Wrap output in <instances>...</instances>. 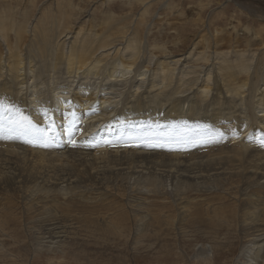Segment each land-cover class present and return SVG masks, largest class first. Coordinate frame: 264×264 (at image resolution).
<instances>
[{
	"label": "rangeland",
	"instance_id": "rangeland-1",
	"mask_svg": "<svg viewBox=\"0 0 264 264\" xmlns=\"http://www.w3.org/2000/svg\"><path fill=\"white\" fill-rule=\"evenodd\" d=\"M243 1L239 4L241 1L237 0H0V14L6 17L7 25V31L5 28L0 31V38L3 37L1 33H5L10 47L16 50L19 47L22 58L27 55L36 58L44 72L48 71V61L41 57L43 51L37 50L42 45V37L32 40L41 27L45 28L48 39L50 37L48 45L64 42V49L78 31L79 35L74 37L77 44L86 42L94 57L103 58L101 66L123 57L124 63L133 70L131 78L114 79V86L107 79L89 73L85 78L69 77L61 64L54 74L50 73V80L46 73L36 78L27 75L25 70L23 85L15 88L21 92L8 105H14L29 116V110L44 111L47 108L49 113L56 103L54 98L66 92L67 86L71 88L72 83L80 81L85 87L94 84L96 90L107 87L104 89L107 97L113 100L114 93H119L122 100L117 106V113L118 109L122 110L118 116L109 112L111 117L118 118L113 122L133 123L131 127L134 128L126 131L127 134L114 132L103 143L104 150L128 143L127 136H138L139 139L141 134L150 139L147 142L136 140L134 145L128 143L125 147L128 150L123 153L130 154L141 141L139 149L159 151L158 154L183 153L184 150L187 154L193 152L194 156L202 154L205 159V155L210 156L205 150L212 145L204 141V133L201 137L198 135L203 129L213 130V125L206 123H210V109L212 114L220 106L229 107L224 98H230V107L244 115L239 97L233 96V92H225L226 88L251 79L261 86L264 81V17L251 9L253 3L261 5V2ZM260 8L264 9V4ZM133 38L138 47L130 59L126 44ZM103 48L106 53L101 51ZM5 52V44H0V62L6 57ZM158 61L163 63L164 69L168 66L173 71H168L163 88H159V83L150 87L149 78ZM238 61L249 65L248 69L247 66L236 67ZM140 63L142 67L138 72L147 68L142 84L135 71ZM231 73L233 76L229 78ZM1 74L0 81H3ZM201 86L209 92L197 94V88ZM185 96L191 99L183 98L177 104L178 108L183 106L184 112L188 109L187 101L190 104L200 102L199 116L192 118L193 123L186 120L184 113H180V120L186 123L181 126L167 129L163 128L164 122L155 121L165 119V109L171 101ZM32 98L41 106L35 107L30 102ZM124 100L128 102L124 104ZM45 114L39 115L43 118ZM33 121V126L38 127V121ZM231 122L227 120V123ZM190 126L193 127L190 129ZM38 129L44 133L42 127ZM45 129L49 131L48 127ZM171 131L175 132L167 140ZM10 141L2 139L0 144H13ZM22 143L12 147L21 155L8 157L10 160L5 156L4 162L0 159V264H248L246 248L250 244L253 245L250 252L258 254L255 264H264V224L260 226L261 230L253 227L255 216L251 212L257 208L249 203L256 199L255 195L264 196V183H255L256 179L245 173V163L240 162L251 159L248 154L246 159L233 151L234 157L224 166H232L230 171L206 183L199 180L178 185L174 177L161 176V170H164L162 165L158 166L161 163L131 160L126 162L129 163L125 165L127 170H115V175L108 170L100 171L94 184L82 181L86 174L71 176V179L81 177L80 182H72L73 187L67 185L68 181L62 182L63 190L60 186L55 188L54 183L58 177L66 176L65 168H58L59 161L48 157L32 158L35 143H28L26 139ZM74 143L75 140L54 138L48 151L75 149L72 153L76 158L67 157V160L82 168L84 163L82 159L78 162V157H83L84 153L78 149L80 145ZM8 144L2 147L6 148ZM219 145L218 142L216 146ZM228 149L232 147L213 153L227 155ZM197 150L200 151L197 153ZM122 159L120 153L118 161ZM240 164L242 167H236ZM139 166L143 170L141 177L133 172L140 169ZM67 170L70 176L71 169L68 167ZM103 172H107L105 177L101 176ZM34 174L38 177H35L37 180L31 177L33 181L29 175ZM145 174L147 177L156 175L155 181L148 185ZM52 214L55 218L51 220ZM139 217L144 223L137 221ZM55 219L62 226L50 230ZM257 219L264 223V211ZM138 228L141 230L136 232ZM54 231H62V236L48 237ZM260 245L262 249L258 252Z\"/></svg>",
	"mask_w": 264,
	"mask_h": 264
},
{
	"label": "bare ground",
	"instance_id": "bare-ground-1",
	"mask_svg": "<svg viewBox=\"0 0 264 264\" xmlns=\"http://www.w3.org/2000/svg\"><path fill=\"white\" fill-rule=\"evenodd\" d=\"M237 1H241V2H238L239 4H242L244 2L243 0H237ZM259 1L261 2V5L264 4V0H259ZM253 4H254V6L251 9L255 12H259L261 14V16L264 17V15H263L264 11H262L264 9L260 8L261 5L259 3H253ZM256 15L259 16L258 13ZM5 20H6V17L2 16L0 14V31L1 30L3 31V29L5 27L7 28ZM6 28H5V30L7 31ZM22 30H23V28L21 29V32L23 34L24 31H22ZM44 32H45V28L44 29H43V27H41L40 29L38 28V31L33 36L32 40L36 41L42 37L41 38L42 45L40 47H37V46L36 47H37V50L40 49L41 51H43V52H41L40 55H41V57L43 56L46 59V62L48 61V66H46V68H48L47 73L42 70V67L37 65L36 58L31 59V56H29V55H27V57L23 56L24 58H22V53H20L19 47H17V50H16V48L13 49L12 47H10L9 41L7 42L6 41L7 39H5V37H4L6 34L1 33V34H3V37L0 38V44H3V43L5 44V48H6L7 52H5L6 57H4L3 59L1 57L2 60L0 62V72L2 73L1 75L4 78L3 81L2 80L0 81V103H4V104L8 105V104H11L12 101L14 102V99H17L16 96L21 92V90H19V89L15 90V88H16V86H22L23 85L24 80H25V78H24L25 70L28 72L27 75L30 74L36 78H39L40 76L42 77L44 75V73H46L45 75L49 76V80H50L51 79L50 73L54 74L56 72V68H59L57 66L59 64H61V66H62L61 68L64 69L66 75H68L69 77L85 78L86 75L89 73L92 75H96L98 78L107 79V82H109L110 85H112V86H114V84H113L114 79L115 80L116 79L121 80V79H127L130 76L132 77L131 74L133 73V70H132L131 66L124 63L123 57H120L117 60H115V59L111 60L110 63L101 66L100 62H101V60H103V58H98V56H97V58L94 57V55H92V53H90V51L88 50L86 42L80 41L81 43L77 44L78 41L74 37H77V35H79L78 31L75 33V36L72 39L73 41L71 40L72 42H70V43L68 42L66 44V47H65L66 49L65 48L63 49V47L65 45L64 42L57 43L55 45L54 44L52 45L50 43L49 44L50 46H49L48 43L50 41L49 40L50 37L48 39V35H46ZM105 37H106V35L103 36L104 39H105ZM20 38H21V34H20L18 39H20ZM100 38H102V37H100ZM1 39H4V40H1ZM99 41H101V40H99ZM99 45H102V44H99ZM101 47H100V49H101ZM135 47H138L136 40L134 38L129 39L127 41V44H126V48H128L130 50V53L128 55V57L130 56V59L132 58V55L134 54ZM47 50L49 52V58H48V55L46 53ZM97 50H98V48H97ZM93 51L97 52L96 50H93ZM93 51H91V52H93ZM101 51L104 53L107 52V51L105 52L104 48ZM33 52H35V51L33 50ZM105 55H107V54H105ZM240 62L241 61H238V63H236L237 64L236 67L245 68L247 66V69H248L249 65H245V63L243 65V62H241L242 64ZM165 64H166V62H165ZM166 66H167V64H166ZM140 67H142L141 63L138 65V67L136 66L135 71L137 73L136 76L138 77V80L140 81L139 83L142 84V83H144L145 77L147 76V73H146L147 68L138 72V69ZM233 67L234 66L232 65V68ZM168 71H172V70L170 68H168V66L164 69L163 63L158 61V64H157L155 70L153 71L151 77L149 78V81L151 82L150 87L157 86V84L159 83V84H161L159 88H163L162 83H164V80L167 79ZM232 72H233V70H232ZM172 73H173V71H172ZM69 74H72V75H69ZM232 76H233V74L231 73L229 78H231ZM20 78H22V79H20ZM133 79H135V78H133ZM102 81H104V80H102ZM71 86H72L71 88H69L67 86L66 92L57 96V98H54V102H56V103L53 102L54 105H52V107H53L52 112L47 113V108H45V109H43L44 111L29 110L31 113L30 116L28 115V113H25V114L22 113L24 116H27L28 118H32V120L29 119L32 122V124H34L33 119L38 121V122H36L38 124V127L37 126H34V127H36L37 129L39 127H42V129L44 131V133L42 132L44 134L42 136V138L39 139L37 143H35V146H34L35 149H32V151H31L32 154L35 155L32 158L38 159L39 157H48V158H51L53 161H59L58 162L59 163L58 168H63V167L65 168L64 171H66V176L58 177L55 182L53 181L55 183V188L60 186L59 188L62 189L63 188L62 187L63 185H61L62 182H67V181H68L67 185H69V187H73V185H71V183L74 181H75V183L80 182L81 177H79L77 179H75V178L71 179V176L78 177V175L84 176L85 174H86V177H82V181L83 182L87 181V182H90L91 184H94V182H96V180H98L100 177L99 176L100 171L108 170V173L110 172V174L115 175V170H120V171H123L124 169L127 170L125 165L129 164V163H126V162H129L131 160H136V161L144 160V161L153 162V163L154 162L155 163H161V164H158V166L162 165L164 168V170H161V172H162L161 176L164 175V176H168V177H174L175 183L178 185H184V184H186L185 182H191V181L197 182L199 180L202 183H206V181L211 180V179L212 180L216 179L219 176H221V174H225L226 171H230V168H232V166L231 167L230 166L224 167V166L227 163L228 159H232V157H234L233 151L235 153L239 152L240 154H242L245 157L248 154V157H250L251 159L244 160V161L240 162L241 164L245 163V165H243V169L246 170L245 173L254 177L256 179L255 183H259V182L264 183V81H262L261 86L259 84H257V82H255L253 79H251L250 82H246V83L242 82L241 84L234 85L231 88L229 85L228 89L226 88L225 92H227V93L233 92V96L237 94V96L239 97L237 99L240 101V104H242L244 106V115L241 112L237 114L236 112L239 110L234 108V107H230V102H228L230 98L229 99L224 98V101H225L224 103L228 104L229 107L228 106H220V107L214 109V111L212 113L213 116L211 114V109H210V111L208 113L210 123H208L209 122L208 119H207L208 122H206V123L208 125H210V124L213 125V127H212L213 130L211 132H209V130L203 129V131L198 135V137H201L204 133V141H206L207 144L210 143L212 145V148H209L205 144L207 146V148L205 147L206 148L205 151H208V153H210L209 157H206V155L203 154V155H205V159H203L202 154L200 156H194L193 152L191 154H187L186 152H184V150H183V153H161L160 152V154H158L157 152H159V151L153 152V150L139 149L142 142L150 139V137H145V138L142 137L141 134H140L139 139H141L142 142L141 141L138 142L137 146L135 147V149L133 148V150L130 152V154L123 153V151L128 150V149H125V147L128 146V143L134 145L139 140L138 136L137 137L136 136H127L126 137L125 136L126 137L125 139L127 140L128 143H125V144L124 143H122V144H116L115 143L116 145H114V149L109 150V148H105V150H104V144L103 143L107 142L108 139L112 137L114 132H117V133L125 132L126 133V131L132 130L134 128V127H131L133 125V123L132 124L125 123L124 125H122V124H119L120 122H118V123L113 122L114 120L117 121L118 118H113V117H111V114H109V112L113 111L112 113H114L116 116H118L120 111H122V110L118 109V113H117V106L120 103H122L121 96L119 95V93L118 94L114 93L115 97L112 100V97L106 96V92L104 89L107 87H104V88L102 87V89L97 88V90H96V86H94V84L90 87L89 86L85 87L84 84L80 81L76 82L75 84L72 83ZM115 88H116V86H115ZM197 89H198L196 91L197 94L201 93V92L202 93H208L209 92V90L203 86H201ZM107 91H108V89H107ZM231 95L232 94L230 93V96ZM1 96H3V97L1 98ZM109 96H111V95H109ZM119 96H120V98H118ZM237 96H235V97H237ZM183 98H187L189 100L191 99V97L185 96V97L177 98V99L171 101L170 104L167 105V107H168L167 110L165 109V112H167L165 119L163 120V118H162V120L157 119L155 121H157V122L159 121V123L164 122L165 126L163 128H167V129H169L170 127L172 128V127L181 126L183 123H186V122H182V120H180V113H184L186 120L188 122L193 123L192 118H194L197 115L199 116L198 104L200 102H198V103L194 102L195 104H190L189 103L190 101H187V103H188L187 108L188 109H187V111L184 112L182 105L179 107V108L182 107L181 110L177 107V104L181 103ZM19 100H20V98H19ZM30 102L34 103V106L35 105L41 106L40 102H37V103L34 102V98H32L30 100ZM127 102H128V100H124V104H126ZM213 102H214V100L211 102V104ZM109 107H111V109H109ZM115 108H116V110H114ZM136 108L137 107H135L134 109H136ZM130 111L131 110H129V112ZM43 112H45L46 114L43 118H41V116L39 114L42 115ZM52 116H53V118H52ZM58 116H59V118H58ZM123 116H126V115H123ZM239 116H241V117H239ZM55 117L57 118L56 121H54ZM135 117H137V116H135ZM236 117H238V119ZM235 119H237V121H235ZM227 120L232 121V122L227 123ZM67 125H71V127H69ZM196 125L199 126L198 124H196ZM47 127H48V129H50L49 131H47L45 129ZM96 127H98V129H96ZM184 127H186V126H184ZM192 127L193 126H190V129ZM208 129H210V128H208ZM178 130H180V129H178ZM155 132H154V134H156ZM174 132L175 131L169 132L170 136L167 140H170V138H172L171 133L173 134ZM161 133H163V132H161ZM58 135H59V137H58ZM178 136H180V135H178ZM54 138H56V139L60 138L61 140H64V139L75 140L74 144L80 145L78 149L83 150V151H81V153H84V154L81 155L83 157H80V156L78 157L79 158L78 162H80L82 159V163H84L82 168H77V166L73 162H71V164H69L70 162H69V160H67V157H68V159H69V157L76 158V156L74 157V155H73L74 153H72L75 151V149H69V150L64 149L62 151H55V152L50 151V150L48 151V149H51L52 140H54ZM86 138H88V139H86ZM2 139L11 140L10 142L13 143V144H11V143L8 144L6 142L3 143V144H8V145H6L7 146L6 148L2 147L3 146L2 143H1L2 146L0 144V146H1L0 147V159L2 161L5 158V156H7V160H10V158H8V157L12 158L14 156L18 157L19 155H21L20 152L13 151L12 147L15 146L14 144L17 145L18 143H21V145H22L23 144L22 141L25 138L15 136L12 133L7 132V131H0V140H2ZM218 142L220 143V145L217 147L216 144ZM88 144H90L91 146H87ZM18 145H20V144H18ZM106 146L107 145H105V147ZM166 146H167V144H166ZM9 147H10V150H9ZM65 147H67V146L65 145ZM228 147H232V149L231 150L228 149L225 152L227 155L219 156V155H217V153H213L214 151H218V153L222 152L223 150H225V148H228ZM200 150H197V153ZM22 151H24V150H22ZM65 152H66V154H65ZM231 152L233 153V155H231L232 154ZM120 153L123 154V159L121 161H118V155ZM24 154H26V153H24ZM194 158H197V159H194ZM15 159H16V157H15ZM107 159H110V160H107ZM246 159H247V157H246ZM64 160H65V162H64ZM86 160H88V161H86ZM241 164L239 166L236 165V167H242ZM67 166L69 167V169H71V171H70L71 175L70 176H69V172L67 170V168H68ZM114 166H116L117 168L115 169ZM141 167L142 166H139L138 168H140V169H138V170L134 169L135 171H133V172L139 173V176H140V174L143 173V170ZM106 173L105 172L101 173L102 174L101 176L105 177ZM125 173H129V171H126ZM186 173H188V174H186ZM117 174H119V173L117 172ZM3 175H4V173H3ZM35 175L36 174L29 175V179L31 177H33L34 180H37V178H35V177H38V175H36V176ZM147 175L148 174H145L146 183L148 185L152 184L156 179V175H152V177H147ZM157 175H158V173H157ZM251 176H250V178H251ZM27 178L25 180H27ZM47 180H48V178H47ZM249 180H251V179H249ZM63 190H64V188H63ZM255 197H256L255 200L249 201L250 205L255 204V207L257 208L255 211L251 212V214H254V216H255L253 219V227L257 230H261L259 228L264 223L259 222L257 217L264 211V208L261 207L262 205H264V196L263 195H261V196L255 195ZM248 208H250V207H248ZM183 214H184V212H183ZM52 215L54 216L55 214H52ZM53 218H55V216L51 217V220ZM137 221L144 223L141 220V218L138 219ZM243 222L245 223V219L243 220ZM58 225L59 224L57 223L56 219L53 220V223L51 224L50 230H55L54 228H60L62 226V225L61 226L59 225L60 227H58ZM97 225H100V224H97ZM256 225H258V228ZM140 230H141V228H138L136 232H138ZM61 233H62V231H54L52 233V235H50L48 237H51V239L54 237L58 238V237L62 236V235H60ZM259 236H261V234ZM252 246L253 245L250 244L246 248L247 249L246 256L248 258V264H255V261L258 257V254L250 252L249 248H251ZM261 249H262V245L259 246L258 252H260Z\"/></svg>",
	"mask_w": 264,
	"mask_h": 264
},
{
	"label": "snow or ice",
	"instance_id": "snow-or-ice-1",
	"mask_svg": "<svg viewBox=\"0 0 264 264\" xmlns=\"http://www.w3.org/2000/svg\"><path fill=\"white\" fill-rule=\"evenodd\" d=\"M0 131L25 138L28 143H36L44 135L41 130L33 126L27 116L20 112V109L4 103H0Z\"/></svg>",
	"mask_w": 264,
	"mask_h": 264
}]
</instances>
